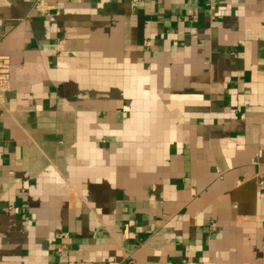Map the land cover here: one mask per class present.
I'll return each mask as SVG.
<instances>
[{
  "label": "crops",
  "instance_id": "obj_1",
  "mask_svg": "<svg viewBox=\"0 0 264 264\" xmlns=\"http://www.w3.org/2000/svg\"><path fill=\"white\" fill-rule=\"evenodd\" d=\"M0 264H264V0H0Z\"/></svg>",
  "mask_w": 264,
  "mask_h": 264
},
{
  "label": "built area",
  "instance_id": "obj_2",
  "mask_svg": "<svg viewBox=\"0 0 264 264\" xmlns=\"http://www.w3.org/2000/svg\"><path fill=\"white\" fill-rule=\"evenodd\" d=\"M4 62V58L0 57V92L5 91L8 85L7 71L4 67Z\"/></svg>",
  "mask_w": 264,
  "mask_h": 264
}]
</instances>
